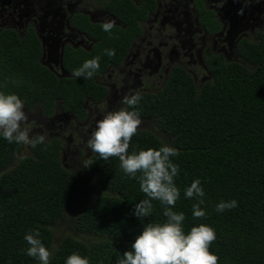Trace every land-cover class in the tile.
Wrapping results in <instances>:
<instances>
[{
  "label": "trees",
  "instance_id": "1",
  "mask_svg": "<svg viewBox=\"0 0 264 264\" xmlns=\"http://www.w3.org/2000/svg\"><path fill=\"white\" fill-rule=\"evenodd\" d=\"M152 4L153 0H111V9L127 27L114 26L111 33L102 28L104 39L92 56L71 52L66 59L73 72L99 56L100 68L91 79L57 77L39 63L41 49L35 37L23 42L4 32L0 91L17 94L29 109L40 105L49 115L58 101L83 118L84 100L102 99L108 92L95 77L111 63L121 62ZM105 49H114L115 55L108 56ZM240 52L248 64L210 57L212 78L201 88L188 72L176 68L162 90L140 94V102L129 110L156 122L170 143L142 129L132 137L128 151L163 144L176 148L179 155L171 159L179 165L174 180L180 196L173 210L185 214V233L200 224L211 226L216 239L210 251L219 257L218 264H264V33ZM63 145L60 139L45 141L17 159L22 144L0 136V264H40L23 251L28 247L26 233L35 229L52 251L49 264H66L74 252L89 264H117L146 224L166 221L159 201L152 202L150 216L138 218L135 204L147 198L138 179L123 172L118 158L106 161L94 153L90 166L99 174L102 191L75 219L82 238L68 235L54 246L56 225L82 191L80 178L64 163ZM196 179L205 193L201 208L206 214L198 219L192 214L198 198L185 195ZM232 200L236 207L216 211L221 201Z\"/></svg>",
  "mask_w": 264,
  "mask_h": 264
},
{
  "label": "flooded vegetation",
  "instance_id": "2",
  "mask_svg": "<svg viewBox=\"0 0 264 264\" xmlns=\"http://www.w3.org/2000/svg\"><path fill=\"white\" fill-rule=\"evenodd\" d=\"M110 3L111 0H0V39L4 32L17 35L23 42L35 37L41 49L39 63L59 78L73 77L66 65L71 52L92 56L104 39L105 21L127 27ZM139 24L141 31L135 34L121 62L111 63L95 77V82L108 92L102 99L84 100L83 118L66 111L57 101L50 115L40 105L33 109L24 105L27 123L38 125L35 128L44 133L67 115L76 123L89 125L91 132L104 115L103 104L118 99L122 108L126 107L122 103L126 94L156 93L165 87L176 68L184 69L195 82L199 77L206 83L212 78L210 57L248 64L240 50L245 43L258 42L264 33V0H153L147 17ZM56 139L59 138L48 142Z\"/></svg>",
  "mask_w": 264,
  "mask_h": 264
},
{
  "label": "clouds",
  "instance_id": "3",
  "mask_svg": "<svg viewBox=\"0 0 264 264\" xmlns=\"http://www.w3.org/2000/svg\"><path fill=\"white\" fill-rule=\"evenodd\" d=\"M242 14V13H241ZM114 21H105L102 28L111 33ZM108 56H114V49H105ZM100 57L86 60L72 75L76 78L91 79L100 68ZM141 100L139 93L125 95L122 107L115 111H107L96 123L95 130L87 141L88 147L104 160L116 157L123 172L139 181L140 190L147 197L134 207V214L143 220L151 215L153 201L164 206L163 215L167 218L162 223H148L135 238L131 249L123 253L117 264H218L219 257L210 251V245L216 239L215 230L206 224L191 227L185 233L183 222L185 214L174 211L180 196L174 178L179 173V165L173 163L171 157L178 156L176 148L163 144L158 149H141L129 153V145L141 124L140 115L134 108ZM103 111V108L101 109ZM28 121L24 111V103L15 93L0 91V136L9 143L30 145L35 148L45 142L44 135L30 137L29 129L23 127ZM92 163L84 161L83 167ZM139 173V175H138ZM188 198H198L192 205L194 218H202L205 211L201 205L205 203V195L201 181L194 180L185 190ZM237 206V201H221L216 206L217 212H223ZM38 229L29 230L24 239L28 247L23 251L30 257L37 258L40 264H49L52 252L41 241ZM66 264H89L86 257L79 253L68 256Z\"/></svg>",
  "mask_w": 264,
  "mask_h": 264
},
{
  "label": "rangeland",
  "instance_id": "4",
  "mask_svg": "<svg viewBox=\"0 0 264 264\" xmlns=\"http://www.w3.org/2000/svg\"><path fill=\"white\" fill-rule=\"evenodd\" d=\"M201 73V72H200ZM203 74H200L202 76ZM199 76V75H198ZM198 88H201L205 83L198 77L197 80ZM119 107V108H118ZM104 114L107 111H115L121 108L119 105V100H113L110 103L103 104L102 106ZM65 119H60L53 124V128L42 133L37 127L38 125L32 126L31 124L25 125L30 131V137L35 135H44L45 141H51L52 138L63 139L64 149L62 151V158L64 160L67 168L72 171L75 175L80 178L82 185V191L79 195L78 201L70 206L62 215V218L55 227V242H60L65 236L68 235H78L82 238L81 232H79L75 225L76 217L81 213L83 208L93 201L99 192L102 191V185L100 183L99 174L96 173L91 166L83 167L84 161H89L94 154V152L88 147L87 141L90 138L94 128L91 132L88 131L89 125L86 127L84 124L76 123L67 115H63ZM103 118V115H102ZM141 119V124L137 130H150L159 136L163 141L169 142L170 139L168 135L162 131V129L157 125L156 122L152 120ZM36 127V128H35ZM32 152V147L30 145L22 144V151L17 156V159L21 156L29 155ZM84 237V235H83ZM58 242V243H59ZM54 250V248L52 249ZM51 251V250H50ZM52 252V251H51Z\"/></svg>",
  "mask_w": 264,
  "mask_h": 264
}]
</instances>
